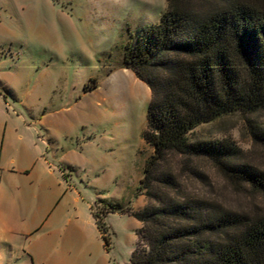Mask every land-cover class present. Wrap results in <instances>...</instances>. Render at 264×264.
Listing matches in <instances>:
<instances>
[{"label": "rangeland", "instance_id": "obj_1", "mask_svg": "<svg viewBox=\"0 0 264 264\" xmlns=\"http://www.w3.org/2000/svg\"><path fill=\"white\" fill-rule=\"evenodd\" d=\"M263 1V0H260ZM167 0H0V264H129L140 223L124 212L152 148L151 92L123 65L141 27ZM264 112L198 126L196 141H231L264 171ZM191 190L257 214L264 198L209 165ZM95 214L103 219L105 238Z\"/></svg>", "mask_w": 264, "mask_h": 264}, {"label": "trees", "instance_id": "obj_2", "mask_svg": "<svg viewBox=\"0 0 264 264\" xmlns=\"http://www.w3.org/2000/svg\"><path fill=\"white\" fill-rule=\"evenodd\" d=\"M167 1L124 52L125 68L151 92L144 139L152 153L138 188L147 204L124 211L140 223L129 264H264V203L241 214L189 187L208 178L201 168L209 165L264 198V171L243 162L233 142L191 138L222 116L264 112V0ZM247 123L264 147V131Z\"/></svg>", "mask_w": 264, "mask_h": 264}]
</instances>
